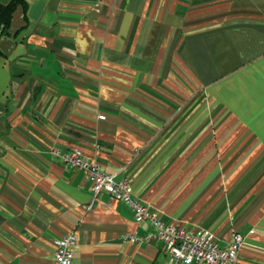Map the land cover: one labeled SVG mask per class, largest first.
Returning a JSON list of instances; mask_svg holds the SVG:
<instances>
[{
    "label": "crops",
    "instance_id": "1",
    "mask_svg": "<svg viewBox=\"0 0 264 264\" xmlns=\"http://www.w3.org/2000/svg\"><path fill=\"white\" fill-rule=\"evenodd\" d=\"M69 149L264 264V0H23L0 35V264H54L73 230L72 264L167 262Z\"/></svg>",
    "mask_w": 264,
    "mask_h": 264
},
{
    "label": "built area",
    "instance_id": "2",
    "mask_svg": "<svg viewBox=\"0 0 264 264\" xmlns=\"http://www.w3.org/2000/svg\"><path fill=\"white\" fill-rule=\"evenodd\" d=\"M61 159L65 165L87 176L92 200L100 193H107L126 203L133 210L136 221H149L155 228L153 233L144 236L128 234L125 240L132 244L157 240L167 256V262L161 264H237L238 252L243 244V237L239 233L234 234L231 241L218 244L213 234L203 228L193 230L163 222L133 195L131 184L124 175L116 177L106 172L97 161L84 158L77 149L62 153ZM54 243V264H72L71 249L77 243L76 231H71Z\"/></svg>",
    "mask_w": 264,
    "mask_h": 264
},
{
    "label": "trees",
    "instance_id": "3",
    "mask_svg": "<svg viewBox=\"0 0 264 264\" xmlns=\"http://www.w3.org/2000/svg\"><path fill=\"white\" fill-rule=\"evenodd\" d=\"M23 0H9L8 3H0V35H8L10 32V20L18 4Z\"/></svg>",
    "mask_w": 264,
    "mask_h": 264
}]
</instances>
